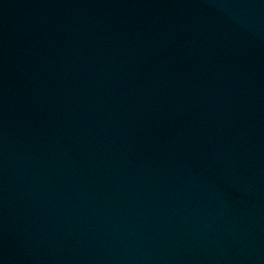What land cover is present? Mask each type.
<instances>
[{"label":"water","instance_id":"obj_1","mask_svg":"<svg viewBox=\"0 0 264 264\" xmlns=\"http://www.w3.org/2000/svg\"><path fill=\"white\" fill-rule=\"evenodd\" d=\"M0 264H264V0H0Z\"/></svg>","mask_w":264,"mask_h":264}]
</instances>
